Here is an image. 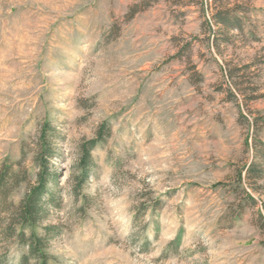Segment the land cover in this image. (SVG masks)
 Segmentation results:
<instances>
[{"label": "rangeland", "instance_id": "1", "mask_svg": "<svg viewBox=\"0 0 264 264\" xmlns=\"http://www.w3.org/2000/svg\"><path fill=\"white\" fill-rule=\"evenodd\" d=\"M45 123L48 264H264V0H0L6 204Z\"/></svg>", "mask_w": 264, "mask_h": 264}, {"label": "trees", "instance_id": "2", "mask_svg": "<svg viewBox=\"0 0 264 264\" xmlns=\"http://www.w3.org/2000/svg\"><path fill=\"white\" fill-rule=\"evenodd\" d=\"M93 143L94 141H91L90 146ZM38 146L39 152L35 156V160L41 170L38 173L37 183L26 189L17 204H13V202L6 204L5 198L8 181L12 179L13 183H17V174L7 165L0 170V207L7 205L5 207V209L7 208L6 215L0 218V222L3 223L0 226V235L6 239L15 237L23 247L18 264H29L30 260H34L35 264H48L50 258L47 251L49 235L56 228L54 225H45L43 233H39L36 229V224L43 218L44 214L48 161L54 154L47 123L41 127ZM89 148L83 147L81 151L82 174L86 172V164L89 161ZM253 168L252 165L246 168L248 176H252ZM238 177L240 180L242 179L241 172ZM48 200L52 201L53 199L49 198ZM0 264H5L3 257H0Z\"/></svg>", "mask_w": 264, "mask_h": 264}]
</instances>
